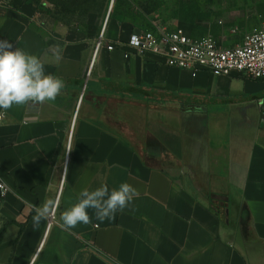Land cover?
Segmentation results:
<instances>
[{
	"label": "crops",
	"instance_id": "0c3cea01",
	"mask_svg": "<svg viewBox=\"0 0 264 264\" xmlns=\"http://www.w3.org/2000/svg\"><path fill=\"white\" fill-rule=\"evenodd\" d=\"M255 17L228 32L260 28ZM65 33L36 24L27 5L0 4V40L65 83L54 101L0 109V264H264V80L94 54L98 38ZM150 105L172 108L174 124L161 112L146 124ZM123 182L139 195L114 219L88 209L90 223L60 228L83 189ZM48 199L57 208L45 234L48 219L34 231L32 217Z\"/></svg>",
	"mask_w": 264,
	"mask_h": 264
},
{
	"label": "rangeland",
	"instance_id": "374dc122",
	"mask_svg": "<svg viewBox=\"0 0 264 264\" xmlns=\"http://www.w3.org/2000/svg\"><path fill=\"white\" fill-rule=\"evenodd\" d=\"M111 2L0 0V4L8 8L27 5L36 24L56 37L65 31L67 39H72L78 32L86 38L96 39L104 28V35H107L112 31L129 33L139 27L163 26L169 29L184 27L194 38L212 37L224 46H231L239 40L240 34L231 35L230 28L254 25L257 14L264 16V0H114L110 10ZM247 14L254 17L245 21ZM172 111L167 107L161 112L166 114L167 124H174ZM160 112L158 107L150 105L145 123L157 125L161 120L164 122L165 115L160 116Z\"/></svg>",
	"mask_w": 264,
	"mask_h": 264
},
{
	"label": "built area",
	"instance_id": "2783aa9c",
	"mask_svg": "<svg viewBox=\"0 0 264 264\" xmlns=\"http://www.w3.org/2000/svg\"><path fill=\"white\" fill-rule=\"evenodd\" d=\"M104 34L105 28L98 36L94 54L106 46L109 51L119 49L125 59L130 56L158 57L166 66L190 71L193 76L203 71L214 77L264 80V25L244 34L231 46H224L212 37L194 38L184 27L138 28L132 30L126 40L111 44L105 43ZM8 193L9 188L0 177V200ZM55 214L56 210L49 216L45 234L50 230Z\"/></svg>",
	"mask_w": 264,
	"mask_h": 264
},
{
	"label": "clouds",
	"instance_id": "9594fccd",
	"mask_svg": "<svg viewBox=\"0 0 264 264\" xmlns=\"http://www.w3.org/2000/svg\"><path fill=\"white\" fill-rule=\"evenodd\" d=\"M12 48L13 45L7 40H0V109L54 101L65 88L62 78L45 74L44 63L36 55L19 47L15 50ZM138 195L137 189L127 182L111 191L106 184L91 191L85 188L79 193L78 202L61 214L59 226L62 230H70L78 224L90 223L88 209L94 210L98 221L114 219L116 212L127 208ZM56 207V202L48 199L34 208V231L39 229L41 221L47 220Z\"/></svg>",
	"mask_w": 264,
	"mask_h": 264
},
{
	"label": "water",
	"instance_id": "95a60500",
	"mask_svg": "<svg viewBox=\"0 0 264 264\" xmlns=\"http://www.w3.org/2000/svg\"><path fill=\"white\" fill-rule=\"evenodd\" d=\"M113 2H114V0H112L111 6H110V10H111V8H112ZM110 10H109V11H110Z\"/></svg>",
	"mask_w": 264,
	"mask_h": 264
},
{
	"label": "trees",
	"instance_id": "16d2710c",
	"mask_svg": "<svg viewBox=\"0 0 264 264\" xmlns=\"http://www.w3.org/2000/svg\"><path fill=\"white\" fill-rule=\"evenodd\" d=\"M139 28H141V27H139ZM143 29H146V28H143Z\"/></svg>",
	"mask_w": 264,
	"mask_h": 264
},
{
	"label": "bare ground",
	"instance_id": "6f19581e",
	"mask_svg": "<svg viewBox=\"0 0 264 264\" xmlns=\"http://www.w3.org/2000/svg\"><path fill=\"white\" fill-rule=\"evenodd\" d=\"M105 25V24H104Z\"/></svg>",
	"mask_w": 264,
	"mask_h": 264
}]
</instances>
